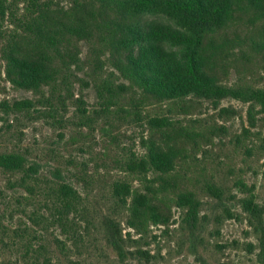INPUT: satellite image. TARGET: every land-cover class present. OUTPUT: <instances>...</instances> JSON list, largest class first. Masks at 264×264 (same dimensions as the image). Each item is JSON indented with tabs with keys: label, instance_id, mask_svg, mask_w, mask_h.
I'll list each match as a JSON object with an SVG mask.
<instances>
[{
	"label": "trees",
	"instance_id": "1",
	"mask_svg": "<svg viewBox=\"0 0 264 264\" xmlns=\"http://www.w3.org/2000/svg\"><path fill=\"white\" fill-rule=\"evenodd\" d=\"M230 66L236 71L232 83L223 78ZM258 69L264 70V0H0V91L3 80L33 95L12 104L1 102L8 116L93 131L106 119L99 128L111 133L121 130L118 117L131 123L141 121L149 107L157 114L165 112L149 117L151 135L141 138L147 150L143 155L106 157L92 172L83 163L68 176L59 167L45 169L30 159L27 149L0 150V174L12 192L10 216L21 221L13 228L15 244L25 246L26 264H52L53 252L45 241L50 229L65 236V241L55 240L66 247V242L83 244L91 227L99 228L108 248L125 261L121 214L93 212L80 190L117 168L126 177L110 183L109 201L128 211L129 228L146 232L152 225H168L166 200L171 194L194 227L201 201L177 183L183 137L200 147V137L212 141L225 132L192 117L206 103L221 117L230 112L220 108L228 99L249 105L251 127L264 124ZM91 86L98 98L92 109L84 95ZM71 103L76 123L67 117ZM195 124L201 133L193 131ZM69 162L78 167L73 159ZM207 190L221 200L217 185L209 184ZM248 193L240 206L259 235L263 256L264 203L257 202L252 190Z\"/></svg>",
	"mask_w": 264,
	"mask_h": 264
},
{
	"label": "rangeland",
	"instance_id": "2",
	"mask_svg": "<svg viewBox=\"0 0 264 264\" xmlns=\"http://www.w3.org/2000/svg\"><path fill=\"white\" fill-rule=\"evenodd\" d=\"M86 52L87 48L84 46L83 57ZM228 68V72L222 75L224 80L232 83L236 80V71L232 66ZM257 71L262 75L257 80L260 85H264V70ZM79 88V85L75 86L77 95L80 93ZM1 89L0 103L8 101L12 104L33 98L32 93L16 90L3 80ZM84 95L91 109L97 106L98 98L92 86L84 90ZM220 108H229L230 112L220 117L219 110H214L206 103L191 117L201 118L209 122L210 126L215 123L223 127L225 132L212 138V141L200 137V147L183 137L186 144L181 146L185 150L178 160L177 183L183 190L197 193L201 201L199 219L194 227L184 220L185 212L175 206V199L171 194L170 200H166V211L171 216L168 225H152L146 232L129 228L126 224L128 211L109 201L110 183L126 177L117 168L110 170V174H100L85 188L78 187L87 194L93 212L121 214L118 220H121L127 245L125 261L120 262L117 255L108 248L100 229L91 227L83 244L76 246L72 242H66V247L55 240L65 241V236H60L56 229H50L45 235V241L48 252H53L52 264H264V255H260L259 235L249 225L247 214L240 206V201L248 197L249 190L256 195L258 203H264V124L259 122L256 127H251L248 104L228 99L221 103ZM142 113V120L139 122L128 123L122 116L116 118V125L121 130L113 128L108 133L99 128L106 124V119L100 122L101 126H96L95 131L79 128L76 124L64 130L54 128L42 120H16L0 107V150L27 149L30 159L42 163L45 169L59 167L68 176L71 172L76 173L77 168L81 169L83 163L86 164V170L92 172L103 158L113 159L118 155L126 156L131 153L143 155L147 151L142 146L141 138L151 135L148 119L157 112L149 107ZM76 114V107L71 103L67 117L75 119L76 123ZM163 114L165 112L157 115L164 116ZM256 115L258 119L262 117L259 113ZM188 124L190 123L184 122L183 125L187 127ZM194 127V132L201 133L196 124ZM245 129L249 133L245 134ZM186 130L188 131L187 128ZM62 134L64 137H59ZM157 141L162 140L159 138ZM70 159L78 167H73ZM6 183V179L0 174V264H26V256L23 254L25 246L15 244L18 240L14 239L13 228L20 225L21 221L18 217L10 216L12 192H9ZM209 184L222 189L221 200L208 194ZM135 186L140 187L138 180H135ZM139 189L144 191L142 185ZM63 247L66 249L62 250Z\"/></svg>",
	"mask_w": 264,
	"mask_h": 264
}]
</instances>
